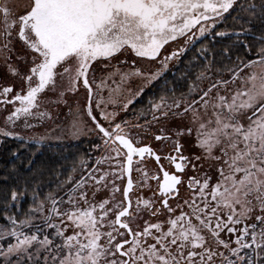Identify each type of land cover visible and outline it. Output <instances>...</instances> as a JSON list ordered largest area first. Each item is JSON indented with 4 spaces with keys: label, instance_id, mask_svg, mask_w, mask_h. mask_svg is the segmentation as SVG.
I'll return each mask as SVG.
<instances>
[{
    "label": "rangeland",
    "instance_id": "1",
    "mask_svg": "<svg viewBox=\"0 0 264 264\" xmlns=\"http://www.w3.org/2000/svg\"><path fill=\"white\" fill-rule=\"evenodd\" d=\"M26 1L0 0V6L16 15ZM249 7V0H238L229 13L195 28V45L187 51L195 57L190 60L194 72L186 94L184 89L169 96L164 74L176 69L174 59L163 64L136 60L131 65L117 54L100 62L94 78L100 120L119 123L133 102L156 87L159 92L149 100L153 104L142 108L141 120L132 117L133 128L138 122L136 132L145 126L180 133L192 170L198 174L208 169V200L196 205L197 212L208 211V216H200L206 226L199 225L198 216L148 219L133 228V241L124 248L126 264H264V105L253 113L264 103V50L249 53L253 60L247 64V59L235 60L226 70L208 61V38L236 33L226 29L224 21L241 19L239 13ZM4 60L0 50V62ZM52 111L50 122L33 132L0 121V145L5 139H22L84 150L54 193L43 200L34 195L18 219L5 216L0 223V264H123L124 257L114 248L113 216H108L122 185V157L90 145L87 138L94 130L86 119L71 115L66 122L60 105ZM14 200L17 206L19 197Z\"/></svg>",
    "mask_w": 264,
    "mask_h": 264
},
{
    "label": "flooded vegetation",
    "instance_id": "2",
    "mask_svg": "<svg viewBox=\"0 0 264 264\" xmlns=\"http://www.w3.org/2000/svg\"><path fill=\"white\" fill-rule=\"evenodd\" d=\"M237 2L27 0L16 15L0 6V50L5 57L0 62V121L11 129L37 131L50 122L52 109L60 105L66 122L72 115L91 125L90 145L99 144L122 157V185L108 216H113L114 248L124 257L123 264L129 260L124 248L133 241V228L148 219L198 216L200 223V216H208V211L206 215L197 212L196 206L208 200V169H199L198 174L192 170L180 133L145 126L136 132L138 122L133 128L132 117L141 120L142 108L153 104L149 100L159 92L156 87L143 91L119 123L100 120L94 104L98 92L94 78L100 62L117 54L131 65L136 60L163 64L174 59L176 69L164 74L168 77L165 83L170 93L186 89V94L194 72L195 62L190 60L195 57L187 51L195 45V28L229 13ZM65 124L67 128L69 124Z\"/></svg>",
    "mask_w": 264,
    "mask_h": 264
},
{
    "label": "trees",
    "instance_id": "3",
    "mask_svg": "<svg viewBox=\"0 0 264 264\" xmlns=\"http://www.w3.org/2000/svg\"><path fill=\"white\" fill-rule=\"evenodd\" d=\"M249 2L252 7L239 13L241 19L229 17L224 21L226 29L231 28L236 33L222 38L214 37L213 40L208 38V61L212 67L226 70L239 59H247V64L253 60L248 56L249 53L264 50V0ZM239 31L243 32L237 34ZM74 146H42L13 139H5L2 142L0 223L6 215H13L15 219L25 215L33 203L34 195L43 200L45 194L56 191L57 186L69 173V166L75 164L84 151H73ZM37 148H40V151ZM13 196L14 201L19 197L17 206L12 203Z\"/></svg>",
    "mask_w": 264,
    "mask_h": 264
},
{
    "label": "water",
    "instance_id": "4",
    "mask_svg": "<svg viewBox=\"0 0 264 264\" xmlns=\"http://www.w3.org/2000/svg\"><path fill=\"white\" fill-rule=\"evenodd\" d=\"M130 142H127V148L129 149V147H130ZM130 152H128V154H129ZM128 174V168L126 167V175Z\"/></svg>",
    "mask_w": 264,
    "mask_h": 264
}]
</instances>
